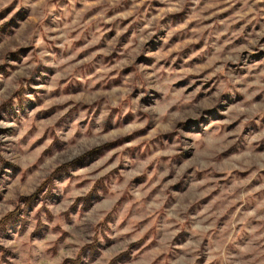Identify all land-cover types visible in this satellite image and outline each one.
I'll list each match as a JSON object with an SVG mask.
<instances>
[{"label": "rangeland", "instance_id": "374dc122", "mask_svg": "<svg viewBox=\"0 0 264 264\" xmlns=\"http://www.w3.org/2000/svg\"><path fill=\"white\" fill-rule=\"evenodd\" d=\"M31 196L0 264H264V0H0V221Z\"/></svg>", "mask_w": 264, "mask_h": 264}, {"label": "trees", "instance_id": "16d2710c", "mask_svg": "<svg viewBox=\"0 0 264 264\" xmlns=\"http://www.w3.org/2000/svg\"><path fill=\"white\" fill-rule=\"evenodd\" d=\"M37 195V194H36ZM36 196H31L25 199V201H22L21 205L15 208L13 211L7 213L3 219L0 221V230L5 229L9 225H15V223L20 219V215H22L23 208L24 207H30V203L34 200ZM32 208V206L30 207ZM29 208V209H30ZM98 244L97 242H92L90 244L85 245L79 252V254L76 256L75 259H68L63 261L62 264H84L82 257H87L89 260L91 259V255L94 252L95 245ZM128 253L125 252L121 255L116 256L115 259H113L109 264H118L119 262H123L127 259Z\"/></svg>", "mask_w": 264, "mask_h": 264}]
</instances>
